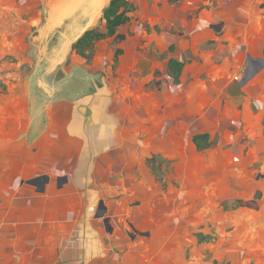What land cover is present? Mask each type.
Returning <instances> with one entry per match:
<instances>
[{
	"label": "rangeland",
	"instance_id": "374dc122",
	"mask_svg": "<svg viewBox=\"0 0 264 264\" xmlns=\"http://www.w3.org/2000/svg\"><path fill=\"white\" fill-rule=\"evenodd\" d=\"M128 1L136 9L116 36L82 58L71 35L69 60L48 77L54 88L80 72L96 78L89 86L101 76L110 82L120 130L104 190L112 218L102 223L105 246L121 264H264V58L240 63L234 0ZM43 4L0 0V184L23 166L25 93L49 66L38 45ZM170 60L183 64L179 73Z\"/></svg>",
	"mask_w": 264,
	"mask_h": 264
},
{
	"label": "crops",
	"instance_id": "0c3cea01",
	"mask_svg": "<svg viewBox=\"0 0 264 264\" xmlns=\"http://www.w3.org/2000/svg\"><path fill=\"white\" fill-rule=\"evenodd\" d=\"M61 1L44 0L48 19L37 44L44 45L43 62L49 66L39 72L43 74L37 82L36 77L29 80L25 93L26 117L20 132L26 133L28 147L22 153L23 166L15 168L8 185L0 184V197L7 192V201L0 204V264H121L123 259L119 256L116 263L112 258L114 251L105 246L109 238L102 230L107 219L112 221L104 190L112 177L110 159L120 130L110 82L101 76L89 86L96 78L80 72L75 78L66 76L55 88L48 85V77L69 60L64 48L71 35L78 41L82 35L75 32L97 26L110 1L95 17L77 0L64 8ZM233 3L232 38L243 55L240 63L251 55L264 58V0ZM63 15H71V21L57 37L55 32L64 27ZM256 25L258 33L253 32ZM51 36L57 41L49 40ZM261 74L263 78L264 69ZM244 94L251 102L264 104V98Z\"/></svg>",
	"mask_w": 264,
	"mask_h": 264
},
{
	"label": "trees",
	"instance_id": "16d2710c",
	"mask_svg": "<svg viewBox=\"0 0 264 264\" xmlns=\"http://www.w3.org/2000/svg\"><path fill=\"white\" fill-rule=\"evenodd\" d=\"M135 9L134 4L128 0H111L109 6L103 12L102 21L105 25L102 31L97 28L87 31L84 36L74 44V53L79 57L87 58V52L93 50L98 42L113 38L121 27L130 22V14L134 12ZM120 53L121 50L116 51L115 62H118ZM182 66L183 64L176 60L169 61L170 71L179 73Z\"/></svg>",
	"mask_w": 264,
	"mask_h": 264
},
{
	"label": "bare ground",
	"instance_id": "6f19581e",
	"mask_svg": "<svg viewBox=\"0 0 264 264\" xmlns=\"http://www.w3.org/2000/svg\"><path fill=\"white\" fill-rule=\"evenodd\" d=\"M77 0V3L80 4H84L86 5L88 8H90L91 12H92V17H95L97 14H100V10L102 9V7L106 4L107 0ZM79 5V4H78ZM97 15V16H98ZM97 18V17H96ZM96 20V19H95ZM92 21V20H91ZM94 21V20H93ZM80 33V32H79Z\"/></svg>",
	"mask_w": 264,
	"mask_h": 264
},
{
	"label": "water",
	"instance_id": "95a60500",
	"mask_svg": "<svg viewBox=\"0 0 264 264\" xmlns=\"http://www.w3.org/2000/svg\"><path fill=\"white\" fill-rule=\"evenodd\" d=\"M110 1H111V0H110ZM109 4H110V2H109ZM109 4L105 7V9L109 6ZM105 9H104V10H105ZM104 10H103V12H104ZM102 17H103V15H102ZM101 19H102V18H101ZM92 29H93V28H92ZM90 30H91V29H89V31H90ZM87 31H88V30H87ZM87 31H86V32H87ZM86 32H85V33H86ZM85 33H84V34H85ZM83 36H84V35H83ZM83 36H81V37L78 39V41H79ZM78 41H77V42H78ZM77 42H76V43H77ZM106 223H107V224L109 223V219L106 220Z\"/></svg>",
	"mask_w": 264,
	"mask_h": 264
}]
</instances>
